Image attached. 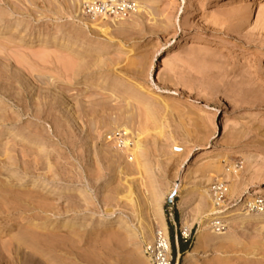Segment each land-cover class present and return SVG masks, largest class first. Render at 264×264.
Returning a JSON list of instances; mask_svg holds the SVG:
<instances>
[{
    "label": "rangeland",
    "instance_id": "obj_1",
    "mask_svg": "<svg viewBox=\"0 0 264 264\" xmlns=\"http://www.w3.org/2000/svg\"><path fill=\"white\" fill-rule=\"evenodd\" d=\"M85 1L0 0V252L151 264L141 196L172 264L204 227L221 237L187 264H264L259 223L204 218L264 205V0H118L130 8L103 16Z\"/></svg>",
    "mask_w": 264,
    "mask_h": 264
},
{
    "label": "bare ground",
    "instance_id": "obj_2",
    "mask_svg": "<svg viewBox=\"0 0 264 264\" xmlns=\"http://www.w3.org/2000/svg\"><path fill=\"white\" fill-rule=\"evenodd\" d=\"M128 1H131V0H128ZM127 1V2H128ZM134 2V4H132V6H141L142 7V4H140V2H142L143 0H132ZM123 2V1H122ZM127 2H123L124 4H126ZM2 25L4 26H8L9 24H6V23H2V21H0ZM6 22V21H5ZM20 25V23H19ZM91 25L93 26H96L98 25V23H95L91 22ZM16 26H13L12 29H15ZM102 31L104 33H107L108 31V28H105V29H102ZM2 33V32H0ZM110 33V32H109ZM108 34V33H107ZM105 35V34H104ZM109 37V36H108ZM112 37V36H111ZM74 45V44H73ZM74 47V46H73ZM73 47H71L73 49ZM81 46H77V48L75 47L74 48V54L75 55H79V57L82 59L84 57V55L81 53V51L85 48H80ZM82 49V50H81ZM132 51V49H130V52ZM84 53V52H83ZM151 60V58L149 56H146L145 57V60L144 61H149ZM83 61V60H82ZM90 63V62H89ZM110 65V64H108ZM138 63L135 64L134 62L132 63H129V66H132V67H138ZM141 65V64H140ZM113 67V66H112ZM9 78V77H8ZM5 81V80H4ZM50 81V80H49ZM48 81V82H49ZM88 82V81H86ZM85 82V83H86ZM121 82V81H120ZM119 82V84H120ZM106 83V82H105ZM5 84V83H4ZM129 85V84H127ZM136 85V84H135ZM1 86V85H0ZM87 84H83V87H86ZM134 88V87H133ZM138 90H137V89ZM136 90L143 93V94H146V95H149L152 99H157V98H160L161 95L160 93L158 92H153L149 87H146L144 85H141V84H138V87L136 85ZM140 93V94H141ZM3 97V96H2ZM12 97V96H11ZM17 98V97H16ZM175 100H179L178 97H174ZM90 100V99H89ZM166 101V100H165ZM188 103V102H187ZM24 105V104H23ZM129 106V105H128ZM155 107V105H154ZM122 108V107H120ZM127 110H128V107H127ZM124 112V111H123ZM108 113V112H107ZM110 113V112H109ZM108 113V114H109ZM126 113V112H125ZM131 114V113H130ZM122 116V115H121ZM125 116V115H124ZM22 117V116H21ZM74 117V116H73ZM9 118V117H8ZM1 119V118H0ZM15 119V118H14ZM9 120V119H8ZM139 135V134H138ZM134 143V142H133ZM125 144H127V148H129V150H131L130 152L133 154V156L137 159L138 161V149H141V146H140V143L139 141H136L134 144L131 143V141H129V139H125ZM133 157V158H134ZM39 185L38 182L34 181L32 183V187H37ZM233 183L230 184V187H233ZM129 187V186H128ZM221 190V189H220ZM219 195H221L220 193L217 192V195H216V198H215V203H218L220 205V202L221 201V197L219 199ZM135 200L134 201V207L135 209L133 210V212L135 213L136 212V216L138 217V220L139 221H142L141 224L142 226H140V232L141 234H144L145 235V232H149L150 236H153L152 240H153V243L156 241L157 239V233L159 232H162L166 238L168 239L169 238V235H168V228L166 226V224L164 222H162L161 224V228L160 229H157L156 228V225H155V222H154V219L152 217V215H148V212L144 209L143 205L145 204V200L142 199L141 196H136L134 198ZM133 204V203H132ZM232 207V206H231ZM259 207V206H258ZM215 209H210V213L208 212V214L206 216H204V218L207 220V221H211V220H214V219H235L236 221H243V220H249V221H252L253 223H259V226H257V230H264V205H261L260 206V212H253L250 210V208H238L237 210H234V211H228V212H225L227 210H220V211H215ZM212 212V213H211ZM213 214H220L219 216H213ZM71 222L69 221H64V226H69L71 225L70 224ZM116 225H117V228L118 229H127L128 228V224L127 222L124 220V219H118L116 221ZM154 232V233H153ZM31 235V234H30ZM36 237V236H35ZM221 236H219L217 233H216V230L213 229L211 231H207L206 228H200L198 233H197V236H196V239L194 241V245H193V248L191 250V252L188 253L187 256H185L184 258V261H183V264H187L189 259H190V255L193 254V251L199 249V248H202L204 245H207V244H210V243H214V242H217L219 240ZM37 240V239H36ZM56 241V240H55ZM15 242V241H14ZM152 244L148 245L149 247H152ZM52 245V244H51ZM14 249L11 250V252L9 253V255L7 256L8 258L5 259V255L2 254V251L0 252V264L3 263V260L5 259V264H17V263H20L22 257L24 258V256L22 257H19L21 254L19 253V248L17 245H14L13 246ZM164 250L166 255L169 256L170 254V242L168 240H166V242L164 243ZM1 248V247H0ZM145 250V249H144ZM163 251H160V252H163ZM146 251L144 252V255H145ZM147 259H149L147 256H145ZM27 258V261L26 262H29L28 264H37L36 260L34 259H31V258H28V257H25ZM20 259V260H19ZM20 261V262H19ZM38 261V260H37ZM25 262V263H26ZM41 262V261H40Z\"/></svg>",
    "mask_w": 264,
    "mask_h": 264
},
{
    "label": "built area",
    "instance_id": "obj_3",
    "mask_svg": "<svg viewBox=\"0 0 264 264\" xmlns=\"http://www.w3.org/2000/svg\"><path fill=\"white\" fill-rule=\"evenodd\" d=\"M83 11L91 15H113L119 13L120 11H127L130 8V4H124L122 1L118 0H87L82 5ZM110 141L115 142L119 147L127 148L125 144V139L128 137L124 130H117L111 133ZM167 239L166 236L159 232L157 233V239L153 243L152 247H147L146 254L149 255L151 264H172V258L166 255L164 250V243ZM163 251V252H160Z\"/></svg>",
    "mask_w": 264,
    "mask_h": 264
},
{
    "label": "trees",
    "instance_id": "obj_4",
    "mask_svg": "<svg viewBox=\"0 0 264 264\" xmlns=\"http://www.w3.org/2000/svg\"><path fill=\"white\" fill-rule=\"evenodd\" d=\"M183 251H185V249H183Z\"/></svg>",
    "mask_w": 264,
    "mask_h": 264
}]
</instances>
